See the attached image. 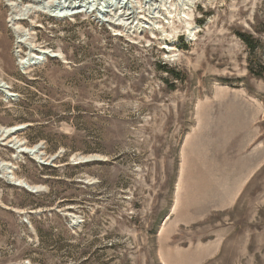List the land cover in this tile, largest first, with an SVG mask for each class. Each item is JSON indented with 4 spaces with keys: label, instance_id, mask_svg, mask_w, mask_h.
Masks as SVG:
<instances>
[{
    "label": "rangeland",
    "instance_id": "obj_1",
    "mask_svg": "<svg viewBox=\"0 0 264 264\" xmlns=\"http://www.w3.org/2000/svg\"><path fill=\"white\" fill-rule=\"evenodd\" d=\"M46 3L0 0V264H264V0Z\"/></svg>",
    "mask_w": 264,
    "mask_h": 264
},
{
    "label": "bare ground",
    "instance_id": "obj_2",
    "mask_svg": "<svg viewBox=\"0 0 264 264\" xmlns=\"http://www.w3.org/2000/svg\"><path fill=\"white\" fill-rule=\"evenodd\" d=\"M33 1L34 3H37L38 4V9L39 7H42L44 8L45 10L46 9H49L50 6L52 7V5H48V3H46V0H31ZM68 1V0H67ZM58 2V1H57ZM149 2V1H148ZM153 2V1H152ZM190 3V2H189ZM55 6V5H53ZM83 5H78V4H74L72 2H63V3H60L59 2V5L58 7L54 8L53 10V13H55L57 16H73L74 14L78 13L79 12V7H82ZM30 9L32 8L31 6H29ZM34 8V7H33ZM37 9V8H36ZM51 10V9H50ZM28 11V10H27ZM59 11V12H58ZM128 14H130L128 12ZM112 14L109 15L110 18H112ZM20 18V16H18ZM18 17H14L13 18V21H16L17 19H19ZM107 19V18H106ZM129 19V18H128ZM109 21V20H108ZM127 21V20H126ZM129 21V20H128ZM126 23V22H125ZM132 24H135V21H132L131 22ZM143 23V22H142ZM140 21L136 22V26H140L142 27L144 24H142ZM151 24V23H149ZM131 25V24H130ZM132 26V25H131ZM192 33V32H191ZM190 33V34H191ZM25 39V35H21L18 37V43H24V40ZM26 42V41H25ZM31 49L33 51H37V52H33L30 53L29 55V58H24L22 60V63L24 64V66H28V65H32L33 63H38L40 61H43L44 59H46V56L49 55V52L48 50H43V49H39V50H36L35 48L33 49V47H31ZM50 56H59L57 54H52L50 53ZM3 81L0 80V87L3 86L2 84ZM26 125H18V126H13V127H1L0 126V136H8V135H11V134H15L17 133L18 131L22 130ZM19 141V140H18ZM19 143V142H18ZM36 146L34 148H29V147H23L21 150L22 151H28V152H36ZM20 181L19 183L21 185H25L27 186L28 188H31V189H34L36 187H32L30 185H27V184H24L23 181L21 180H18ZM17 183V182H16Z\"/></svg>",
    "mask_w": 264,
    "mask_h": 264
},
{
    "label": "trees",
    "instance_id": "obj_3",
    "mask_svg": "<svg viewBox=\"0 0 264 264\" xmlns=\"http://www.w3.org/2000/svg\"><path fill=\"white\" fill-rule=\"evenodd\" d=\"M241 36L244 38L243 40H244V42L246 43L247 46L252 48V50H256V44H255V42L253 40H251L250 38H246L244 34H241ZM158 68H159V70H163L165 72H168V73H171L173 75H176V69L175 68H170L167 64H162V62H159ZM263 73H262V75H263ZM43 235H40V238H42V239L43 238H50V236H52V234H47V233L43 234ZM63 239L66 240V239H69V238H66L65 236H63ZM58 248L61 249V251H63L66 248V246H60Z\"/></svg>",
    "mask_w": 264,
    "mask_h": 264
},
{
    "label": "water",
    "instance_id": "obj_4",
    "mask_svg": "<svg viewBox=\"0 0 264 264\" xmlns=\"http://www.w3.org/2000/svg\"><path fill=\"white\" fill-rule=\"evenodd\" d=\"M57 57V56H56ZM26 187V189H28L29 191H31V192H36V188H34L33 190H31L30 188H28L27 186H25Z\"/></svg>",
    "mask_w": 264,
    "mask_h": 264
}]
</instances>
